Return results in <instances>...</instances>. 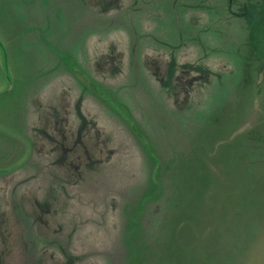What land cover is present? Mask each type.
<instances>
[{"label":"rangeland","instance_id":"374dc122","mask_svg":"<svg viewBox=\"0 0 264 264\" xmlns=\"http://www.w3.org/2000/svg\"><path fill=\"white\" fill-rule=\"evenodd\" d=\"M2 218L27 264H264V0H0Z\"/></svg>","mask_w":264,"mask_h":264},{"label":"trees","instance_id":"16d2710c","mask_svg":"<svg viewBox=\"0 0 264 264\" xmlns=\"http://www.w3.org/2000/svg\"><path fill=\"white\" fill-rule=\"evenodd\" d=\"M103 1H107V0H89V3H91L92 6H94ZM121 56L122 54L119 53L116 61H119V57L121 58ZM95 65L98 71L106 72L108 71L109 67L113 65V63L110 62V60H108L106 57L100 56L95 61ZM145 66L149 70L155 72L157 75L162 76L163 73L165 72L166 63L163 59L149 58L145 61ZM67 145H68V148H70L69 146L72 145L70 140H67ZM78 148L79 147L73 148L72 150L68 152V155H69V157L67 158L68 165L71 164L69 162L71 158L75 157V153H73L74 149L78 151ZM101 153H104V155L107 154L101 142L97 141V150L89 151L90 157L88 156L87 158L88 160H91L90 158L96 159L99 157V155L101 156ZM83 155H84L83 151H82V155H79V154L76 155V158L79 159V164L81 163V160H83L81 158H84ZM76 158L72 160V163L76 160ZM83 162H85V160ZM21 207H22L23 212L26 215L35 216L36 218L47 222L45 216L39 212L38 207L26 195V193H23L21 196ZM5 220L6 219H3V218L0 219V225H3ZM16 220L17 219L12 217V223L13 221L16 223ZM6 235H7L6 232L2 233V240H1V246H0V264H27V248L25 245H20L21 236H20V233L17 231V228L13 230L12 234L9 235L8 237ZM62 262L63 261L59 259V257L55 255L53 252L45 251L40 256L37 264H65Z\"/></svg>","mask_w":264,"mask_h":264}]
</instances>
